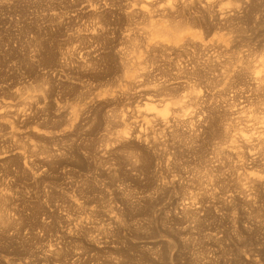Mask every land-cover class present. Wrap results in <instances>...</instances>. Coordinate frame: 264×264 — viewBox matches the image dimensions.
Listing matches in <instances>:
<instances>
[{"label": "rangeland", "instance_id": "374dc122", "mask_svg": "<svg viewBox=\"0 0 264 264\" xmlns=\"http://www.w3.org/2000/svg\"><path fill=\"white\" fill-rule=\"evenodd\" d=\"M170 2L0 0V264H264V0Z\"/></svg>", "mask_w": 264, "mask_h": 264}, {"label": "bare ground", "instance_id": "6f19581e", "mask_svg": "<svg viewBox=\"0 0 264 264\" xmlns=\"http://www.w3.org/2000/svg\"><path fill=\"white\" fill-rule=\"evenodd\" d=\"M169 3V2H168ZM171 4L173 3V0H172V2H170ZM171 4H170V6H171ZM175 6V5H174ZM171 7H173V5L171 6ZM168 8H169V6H168ZM153 24V23H152ZM151 23H150V27H151V25H152ZM175 25V24H174ZM174 25H172V26H174ZM180 25V24H179ZM179 25H176V26H178L179 27ZM155 26H157V24L155 23V25H154V28L157 30V33H160V34H165L166 33V31L164 32V29H163V27H155ZM180 26H182V24L180 25ZM153 27V26H152ZM170 27V26H169ZM168 27V28H169ZM177 27V28H178ZM183 27H185L184 25H183ZM153 28V33H154V31H155V29ZM171 28V27H170ZM169 28V29H170ZM173 28V27H172ZM171 28V29H172ZM166 29V28H165ZM175 29V28H174ZM181 29H182V27H181ZM184 29V28H183ZM182 29V30H183ZM188 29V28H187ZM179 30H180V28H179ZM178 29H176V30H174V31H179ZM152 31V30H151ZM159 31V32H158ZM160 31H163L162 33L160 32ZM167 32H168V30H167ZM172 33V32H171ZM174 33V32H173ZM180 33V32H179ZM167 34V33H166ZM169 34H170V31H169ZM151 35H153V34H151ZM175 35H177V34H175ZM171 36V35H170ZM179 36V35H178ZM168 37H169V35H168ZM176 38V37H175ZM161 43V42H160ZM182 46V45H181ZM260 70L256 73L255 72V74H254V77H255V79H257L258 81H262L263 79H264V61H260ZM164 108V107H163ZM163 108H162V116H164V114L166 113V111L165 110H167V107H166V109L164 108V110H163ZM160 111V112H161ZM165 111V112H164ZM159 112V113H160ZM168 112V111H167ZM161 114V113H160ZM166 115L167 114H165V117H166ZM166 120V119H165ZM241 137H244V140L246 139V141H247V138L243 135V136H241ZM258 139V141L259 142H263V139L260 137V136H258V138H256V140ZM233 143V142H232ZM264 143V142H263ZM259 145H261V144H259ZM261 146H264L263 144L261 145ZM232 147V146H231Z\"/></svg>", "mask_w": 264, "mask_h": 264}]
</instances>
